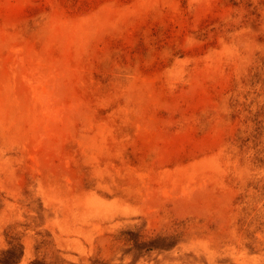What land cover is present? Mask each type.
Returning a JSON list of instances; mask_svg holds the SVG:
<instances>
[{
	"label": "rangeland",
	"instance_id": "obj_1",
	"mask_svg": "<svg viewBox=\"0 0 264 264\" xmlns=\"http://www.w3.org/2000/svg\"><path fill=\"white\" fill-rule=\"evenodd\" d=\"M0 264H264V0H0Z\"/></svg>",
	"mask_w": 264,
	"mask_h": 264
}]
</instances>
